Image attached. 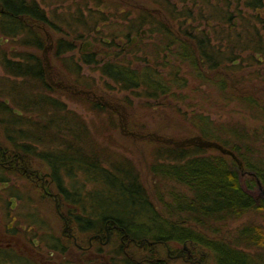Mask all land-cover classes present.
I'll return each mask as SVG.
<instances>
[{"label": "trees", "instance_id": "1", "mask_svg": "<svg viewBox=\"0 0 264 264\" xmlns=\"http://www.w3.org/2000/svg\"><path fill=\"white\" fill-rule=\"evenodd\" d=\"M239 2L236 0V3ZM245 4L252 11L262 8V0H246ZM248 18L261 24L258 15H248ZM237 33L234 31L232 35ZM245 33L244 37L254 42L250 44L254 52L264 51V46L257 42L258 30ZM43 44L44 41L40 39L38 49L41 50ZM55 48L59 54L62 50H74V45L57 41ZM222 60L215 59V63ZM85 62L91 63L92 60L85 59ZM2 64L9 71V76L22 78V85L35 86L39 91L35 96L25 89L24 95L19 98L8 93L13 107L40 120L37 123L26 118H23V122L16 121L17 117L6 109L7 114L12 115L6 131L7 142L17 151L34 156L51 168L55 189L63 203L79 212L76 215L68 209L67 221L81 236H86V239L101 236L105 240L107 228L109 240H118V246H111L113 253L111 251L108 259L110 264H131L130 255L126 253L129 248L125 249L123 245L126 239L121 240L124 236L137 244H146L143 250L149 249L151 253L162 248L172 255L169 245L182 246L187 243L211 254L213 264H264V256L259 255L264 251V229L248 224L231 230L232 222L245 215L256 212L264 214V197L259 191V185L264 191V155L259 153H264V148L257 146L259 142L264 143V130L252 131L246 126L216 130L206 117H198L197 122L193 120L198 136L203 138L202 142L216 144L228 154L215 147L198 144L163 146L164 151L158 152L157 156L165 157L168 162L155 160L150 170L159 181L173 186L157 188L156 201H153L141 184L136 168L124 159L115 161L110 154L103 152L91 139L83 121L72 116L63 102L48 96L54 87L50 86L40 65L13 63L8 69ZM216 64L212 63L210 70L216 71ZM101 71L110 79L117 78L108 64L102 66ZM123 71L124 75L121 74L116 83L124 91L133 92L139 97L153 100L160 95H169L172 87L178 90L186 86L176 75L165 84L159 81L160 75L155 76L146 67L138 72ZM194 75L206 82L197 69ZM217 81L221 85V81ZM7 83L2 81L0 84L7 86ZM215 89L223 92L221 86H215ZM250 92L240 94L242 100L239 102L250 117H259L264 121V104L253 98ZM95 107L102 106L95 104ZM24 128L32 132L36 130L37 134L30 131L28 136ZM40 146H54L56 149L43 152L40 149L44 148H39L38 151L37 147ZM206 151L214 153L207 154ZM242 170L248 174L244 179L239 174ZM78 176H82L84 182L74 186ZM65 179L73 181L69 189L63 184ZM159 253L155 252V255ZM3 254H0V264H34L21 262L10 253ZM200 260L203 264H209L203 258ZM156 261L155 264L165 262Z\"/></svg>", "mask_w": 264, "mask_h": 264}, {"label": "flooded vegetation", "instance_id": "2", "mask_svg": "<svg viewBox=\"0 0 264 264\" xmlns=\"http://www.w3.org/2000/svg\"><path fill=\"white\" fill-rule=\"evenodd\" d=\"M109 1L85 0V3L74 5L71 0H0V45L9 46L8 50L3 49L0 56L3 75L0 80L4 81L9 72L4 69L2 63L8 69H11L13 63L40 65L47 80L54 79V67L48 64L45 53L48 49L55 48L49 43L55 40V43L62 41L64 44L74 45V50H62L58 55L64 57L76 52L81 65L87 71L89 68H96L100 75L106 77L101 68L108 64L118 79L106 78L119 91H124L121 85L116 83L121 74L124 75L123 69L138 72L146 67L155 76L176 75L177 79L186 85L184 89L177 88L180 93L190 86L196 69L202 71L209 79L213 75L221 76V85L216 86H221L224 97L230 101L233 92L238 91L239 94L236 95L241 96L245 91L258 89L256 86L261 87L260 90L264 93V51L244 50L254 43L248 41L250 39L247 36L244 37L245 32L249 33L252 29L258 30L257 42L264 46V0L262 8L253 11L245 4L246 0H240L239 3H236V0H165V3L162 0H119L120 3L113 5ZM248 15H258L261 24L251 21ZM75 19L80 21L82 26L87 24L90 30L84 31V35H74L76 40L66 41L59 37L58 33L65 32L66 26L73 27ZM139 21L140 23L136 24ZM234 31H238V35H232ZM40 39L46 43V48L44 44L41 49L43 58L38 61ZM16 47H27L30 54L19 53ZM54 50L56 53V48ZM105 56L107 60L101 62ZM85 59H91L92 62L87 63ZM215 59L223 60L216 64ZM212 63L216 64V71L210 70ZM249 66L255 68L250 69ZM233 69H238L239 72L234 73ZM19 79V91L16 88L11 90L12 92L7 90V95L9 93L19 98L24 95L25 89L30 92V87L22 85L23 79ZM250 80L252 81L249 83ZM7 87L9 88L8 84ZM67 89L71 92H83L90 100L97 98L92 94V89L75 91L73 85H67ZM160 98L168 99L170 94L160 95ZM12 105L9 99L0 100V131L5 141L0 144V254L10 253L21 262L60 264V259L70 258L69 244L73 243L81 255L79 261L74 264H109L108 259L113 250L111 249L110 254L105 249L109 245L108 229L105 228V242L101 236H92L87 246L78 244L77 240L79 241L81 234L72 228L71 223L67 221L69 213L60 211L56 205V196L49 190L54 185L51 168L34 156L17 151L7 142L9 139H6V131L12 117L6 121V109H10L11 114L17 117L16 121L23 122V118H26L37 123L40 120L38 117L24 114L16 107L11 108ZM99 105L105 107V104ZM31 133L36 135L37 131ZM29 134L28 132L26 135L30 136ZM196 140L198 145L206 144L199 136ZM45 168L48 171L46 173L43 172ZM29 185L34 187L37 194L41 191L45 197L54 201L55 212L70 234L65 236L62 233L63 242L44 230V221L34 205L33 193L28 191ZM25 206L30 209L27 213ZM124 237L121 240L126 239L123 244L125 249L131 245L142 248L143 243L138 245L130 237ZM166 253L168 259L164 264L169 261L203 264L200 259H195L187 243L176 256L171 255L169 250Z\"/></svg>", "mask_w": 264, "mask_h": 264}, {"label": "rangeland", "instance_id": "3", "mask_svg": "<svg viewBox=\"0 0 264 264\" xmlns=\"http://www.w3.org/2000/svg\"><path fill=\"white\" fill-rule=\"evenodd\" d=\"M71 1L74 5L75 3L76 5L85 3V0ZM118 2L120 3L119 0L109 1L112 5ZM162 2L165 3V0H162ZM139 23L140 21L136 24ZM72 24L73 27H70L71 29L69 26H66L64 28L66 29L65 32L58 33L59 37H63L66 41L76 40L74 39V35H84V31L88 32L90 30V27L87 26V24L82 26V23L76 19L73 20ZM49 43L55 47V40L50 41ZM44 44L46 48V43L44 42ZM16 48L19 53L24 52L30 54L26 49L27 47ZM3 49L8 50L9 46L6 47L0 45V56L3 53ZM54 49L55 48H52L51 50L48 49L45 53V56L48 59V64L54 67L53 73L55 74L54 79L49 81L53 83L54 88L48 96L63 102L68 111L71 112L72 116L78 117L83 121L91 139H94L95 142H97L103 152L110 154L115 161L118 159H124L130 162L136 168L141 184L145 187L146 192L151 196L153 201H156L157 188H164L165 186L168 188L173 185L171 183H163L159 181L160 179L155 178L150 170L151 165L155 160H158L160 163L168 162L165 157L157 156L158 152L164 151L163 146L165 145L187 147L197 144L198 140H196V138H198V131L192 124L193 120L197 122L199 118L206 117L210 120L212 124L211 127L213 129L217 128L216 130H220L221 128L227 130L237 129V127L242 128L243 126L248 127L249 130L252 131L255 129L264 130V121L259 117L249 116L247 109L239 102L241 100L239 98L240 96L234 94L230 101L229 98H227L228 100L223 98L224 92L215 89L218 82L217 80H219L221 76L218 77L213 75L209 79L208 76L202 73V71H198L206 82H203V80L201 81L194 75L193 79L190 81V86L185 91L180 93L176 89H172L170 91V98L165 99L158 96L157 99L152 100L151 98L144 96L139 97L133 94V92L119 91L111 81L100 75L96 71V68H89L87 71L85 67L81 65L82 62H80L76 52L60 57L57 52L55 53ZM244 50L252 51L253 49L248 47ZM78 51L80 52V48H78ZM38 57L39 60L43 58L41 50L40 53L38 52ZM106 60L107 57L105 56L100 61L104 62ZM249 67L250 69L255 68L253 66ZM232 72L237 73L239 70L233 69ZM172 76L173 75H160L159 81L167 84ZM2 77L3 75L0 67V79H2ZM4 81L9 82L7 83L9 88L7 86L3 87L4 85L0 84V100L8 99V95L5 93L7 90L8 92H12L11 90L16 88V90L19 91L21 79L6 74ZM251 81L252 80H250L249 83ZM1 82L2 81L0 80V83ZM55 84L59 86L57 87ZM67 85H73L76 88L75 91H88L89 89H92V94L97 98L90 100V98L84 95L83 92H71L67 89ZM256 87L258 89H254L249 94L253 98L255 97L263 105L264 93L260 90L261 87ZM30 93L36 96L39 94V91H37L35 87H30ZM98 103L102 105L105 104V107L96 108L95 104L99 105ZM11 108H14L13 105ZM10 116V114H7L6 121ZM24 130L26 129L24 128ZM30 131L31 130L29 129L26 130V132ZM202 139L200 137V140ZM187 140L192 142L186 144L188 142ZM3 142L5 141L0 131V144H3ZM257 146L264 148L263 141L257 143ZM39 148L44 147H37L38 151ZM54 149H56L54 146H49L40 150L48 152L54 151ZM213 153L214 152H208L207 154ZM259 153L264 155L262 152ZM43 172L46 173L48 171L45 168ZM239 174L241 179L246 178L248 175L244 170ZM83 182V177L78 176L77 182L74 186L77 184L82 185ZM63 184L69 189L72 187L73 181L65 179ZM48 188L49 186H47V190ZM23 189L25 191L27 190L24 186ZM49 190L56 196V205L59 206L61 212L67 214V210L69 209L72 213L79 215V212L75 211L73 207L63 203L62 198L58 196V192L54 185H52ZM28 191L33 193L32 195L35 199L34 205L44 221V230L48 233H52V235L59 240L63 237L62 233L65 236H69L68 229L55 212L54 201L49 197H45L41 191L37 194L33 186L29 185ZM25 210L27 213L30 209L25 206ZM248 224L257 225L264 229V214L256 212L250 215H245L242 219L232 222L231 230L235 231L242 225ZM72 228L77 231L73 225ZM72 228L71 233L73 234ZM42 237H44V234ZM78 239V244L87 246L89 238L86 239V236L83 235L79 236ZM61 242L63 241L61 240ZM103 242H105L104 239ZM108 244L109 245L105 249L110 253L112 249L111 246H118L119 242L118 240L111 238L110 240L108 239ZM69 246H71L70 258H67V260L60 259V264H74L75 261L77 262L81 258V255L78 253L74 244L70 243ZM145 246L146 244L144 245L143 243L141 249L132 246L126 250V253L130 255L129 260L131 264H155V260H166V249L158 248L151 253L149 249L143 250ZM188 247L192 250L195 259L203 258L206 260V263L213 264L214 258L207 251L203 252L199 247H195L191 244H189ZM168 248L172 252V255L176 256L182 251L183 245H169ZM155 252L160 253L159 255H155ZM4 255L5 254H3V256ZM259 255L264 256V251L260 252ZM104 260L106 259L104 258ZM101 264L104 263L101 262ZM169 264L183 263L180 261H173L169 262Z\"/></svg>", "mask_w": 264, "mask_h": 264}, {"label": "water", "instance_id": "4", "mask_svg": "<svg viewBox=\"0 0 264 264\" xmlns=\"http://www.w3.org/2000/svg\"><path fill=\"white\" fill-rule=\"evenodd\" d=\"M204 146H206V147H215V148H217V149H219L222 153H227L225 150H223L221 147H219L218 145H216V144H212V143H206V144H204ZM228 154V153H227ZM259 185V184H258ZM259 191H260V193H261V195L264 197V191L262 190V188H261V186L259 185Z\"/></svg>", "mask_w": 264, "mask_h": 264}]
</instances>
